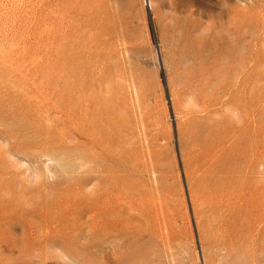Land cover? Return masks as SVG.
<instances>
[{"label": "rangeland", "instance_id": "1", "mask_svg": "<svg viewBox=\"0 0 264 264\" xmlns=\"http://www.w3.org/2000/svg\"><path fill=\"white\" fill-rule=\"evenodd\" d=\"M0 264H264V0H0Z\"/></svg>", "mask_w": 264, "mask_h": 264}]
</instances>
